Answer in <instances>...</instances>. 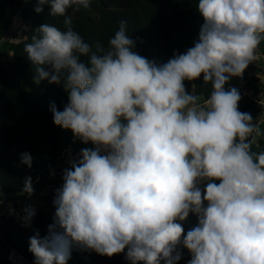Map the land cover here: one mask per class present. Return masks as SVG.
Here are the masks:
<instances>
[{
    "label": "clouds",
    "instance_id": "clouds-1",
    "mask_svg": "<svg viewBox=\"0 0 264 264\" xmlns=\"http://www.w3.org/2000/svg\"><path fill=\"white\" fill-rule=\"evenodd\" d=\"M44 5L65 30L41 25L25 45L33 79L62 85L68 103L51 106L54 124L93 147L63 170L48 234L29 238L34 264H67L73 246L108 257L127 248L131 264H177L182 248L188 264H264L260 129L238 110L239 90L225 89L257 59L264 0H198L199 40L159 65L135 51L126 21L107 48L74 31L67 10L90 0H37L35 12ZM201 74L213 89L203 104L184 83ZM20 161L32 167L28 152ZM23 192H34L30 176ZM23 211L30 226L35 210ZM190 212L198 226L184 235Z\"/></svg>",
    "mask_w": 264,
    "mask_h": 264
},
{
    "label": "trees",
    "instance_id": "trees-1",
    "mask_svg": "<svg viewBox=\"0 0 264 264\" xmlns=\"http://www.w3.org/2000/svg\"><path fill=\"white\" fill-rule=\"evenodd\" d=\"M197 5L198 0H90L89 8H80L79 11L69 8L66 14L72 17L73 30L86 42L94 44L98 41L105 48L119 29L120 22L126 21L127 34L135 41V51L159 65L167 63L174 53L186 52L199 40L204 20ZM36 6L37 0H29L25 6L22 0H0V39L13 15L21 8L27 23L21 39L2 49L6 61L0 63V208L3 198L10 199L24 193V180L29 176L34 192L24 203L26 207L32 204L38 206L30 226H25L23 218L19 221L8 218L0 223V248L6 250L13 247L32 263L35 257L29 251V238L36 231L41 237L48 234V226L53 222L55 213V191L63 185L62 180L49 189L38 205L48 176L55 174L53 180L58 182L57 172L62 167L64 150L71 148L79 154L81 149L93 147L91 142L84 144L76 139L70 129L54 124L51 106L54 104L58 111H63L68 103V95L62 85L47 80L36 84L33 79L35 66L27 57L25 45L33 42V36H40L37 29L41 25L51 24L65 30L64 17L51 16L48 5L37 13L34 10ZM258 47L264 53V40ZM8 52L11 59L7 57ZM234 79L237 82H233ZM184 83L186 90L197 95L199 101L206 100L213 90L210 82L206 84L203 81V74L194 81L185 80ZM241 84L243 88L239 87ZM231 87L237 88L241 94L239 111L261 113L259 100L252 95L263 97L264 84L252 63L241 77H232L225 85L226 90ZM263 148L264 140L261 138L252 145V151L257 153L263 152ZM24 152L30 153L33 158L31 168L20 161ZM38 177L40 180L34 183ZM180 223L186 235L198 226V217L190 212ZM181 250L182 258L177 264H188L191 253L186 248ZM126 253L127 248L108 257L73 246L67 264H131L126 259ZM0 264L8 263L0 257ZM137 264L146 262L139 261Z\"/></svg>",
    "mask_w": 264,
    "mask_h": 264
},
{
    "label": "built area",
    "instance_id": "built-area-1",
    "mask_svg": "<svg viewBox=\"0 0 264 264\" xmlns=\"http://www.w3.org/2000/svg\"><path fill=\"white\" fill-rule=\"evenodd\" d=\"M29 0H22L23 5L25 6L28 3ZM27 28V23L25 22L23 18V8L19 9L12 17L11 22L9 26L7 27V30L5 31L4 35L0 39V63H3L6 61V58L2 56L5 45H8L9 43H14L21 39V35L23 30ZM10 53L8 52L7 57H9ZM256 56L257 59L252 62V65L256 67L257 74L261 79V83L264 84V53H262L261 49L258 47L256 49ZM239 87L243 88V84H241ZM249 94H252L249 92ZM253 96V95H252ZM259 100V104L261 106V117L262 119L258 121V125H261L264 123V96H259L257 98ZM205 101V100H204ZM204 101H198L199 103L203 104ZM79 154L75 153L71 148H68L63 151L61 155V161H62V167L57 172L58 175V182H54L55 174H50L47 178V183L44 186V188L40 192V201L47 195L48 190L55 187L59 182H62L63 180V170L65 168L70 167L69 161L73 158H78ZM40 180V177H38L34 183L38 182ZM29 197V195H26L25 193H21L18 196H14L10 199H2L1 200V208H0V223L3 220H7L8 218H14L16 221H19L25 216V212L23 211L26 207L25 201ZM36 213L37 207L36 205L32 204L30 205ZM3 249V248H0ZM4 259L8 264H34L32 263L28 258H26L21 252H19L17 249L13 247H9L6 250L4 249ZM183 262H186L185 260Z\"/></svg>",
    "mask_w": 264,
    "mask_h": 264
},
{
    "label": "rangeland",
    "instance_id": "rangeland-1",
    "mask_svg": "<svg viewBox=\"0 0 264 264\" xmlns=\"http://www.w3.org/2000/svg\"><path fill=\"white\" fill-rule=\"evenodd\" d=\"M9 58L11 59V54L8 55ZM233 82H237V79L232 80ZM260 95L259 94H253L254 98H258ZM251 116L253 117V122L257 125V127L260 129V134L257 135L255 132L252 134L251 138H254V142H258V139L261 138L264 140V123L261 125H258V121L262 119L260 113H250ZM264 152V148L262 149ZM39 205V203H38ZM38 207V206H36ZM34 208V207H33ZM0 257L4 258V249H0Z\"/></svg>",
    "mask_w": 264,
    "mask_h": 264
}]
</instances>
